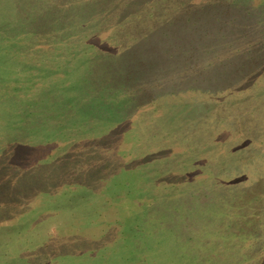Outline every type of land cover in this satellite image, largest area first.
Returning a JSON list of instances; mask_svg holds the SVG:
<instances>
[{
    "label": "rangeland",
    "instance_id": "374dc122",
    "mask_svg": "<svg viewBox=\"0 0 264 264\" xmlns=\"http://www.w3.org/2000/svg\"><path fill=\"white\" fill-rule=\"evenodd\" d=\"M0 264H264V0H0Z\"/></svg>",
    "mask_w": 264,
    "mask_h": 264
}]
</instances>
